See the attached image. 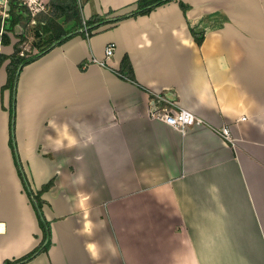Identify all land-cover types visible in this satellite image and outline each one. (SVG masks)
I'll return each instance as SVG.
<instances>
[{"label": "crops", "instance_id": "obj_1", "mask_svg": "<svg viewBox=\"0 0 264 264\" xmlns=\"http://www.w3.org/2000/svg\"><path fill=\"white\" fill-rule=\"evenodd\" d=\"M137 1L84 0L83 18H113ZM49 22L55 35L84 31ZM191 27L204 32L201 45ZM124 56L145 89L120 73ZM8 63L0 264L43 236L10 146ZM158 94L201 122L185 132L168 125ZM15 101L19 158L52 231L49 250L26 264H264V0H172L76 34L23 66Z\"/></svg>", "mask_w": 264, "mask_h": 264}, {"label": "trees", "instance_id": "obj_2", "mask_svg": "<svg viewBox=\"0 0 264 264\" xmlns=\"http://www.w3.org/2000/svg\"><path fill=\"white\" fill-rule=\"evenodd\" d=\"M172 0H138L137 1V8L131 12H127L121 15H117L113 18H106L103 16H99L97 14H94L89 18L88 20H84L83 18V3H81V0H50L49 4V12L47 14H43L39 17H37V28L35 30V35L37 37L40 36V26L45 23L48 24L46 27V36L44 38L43 43L41 44V49L38 51V53L35 54H29L28 56H24L20 54L21 49L19 48V44L16 43L14 45V51L11 54H4L0 53V65L6 60L9 59V63L7 65V82L4 85L5 89H10L12 92V101H11V109H10V146L13 151L15 164L18 170V174L21 178V181L23 183V187L25 191L27 192L28 196L30 197L39 218V225L42 229L43 236L42 241L39 246H37L35 249H33L31 252L25 254L24 256L20 258H16L14 260L7 259L4 264H26L32 259H34L37 255H39L42 252H47L51 246V238H52V231H51V224L49 221L46 220L45 216L42 212V205L43 200L41 199V192H38L37 194L34 193V191L31 188V185L29 183L28 177L24 171L23 165L19 158V153L16 145V139H15V97H16V87L18 82V77L21 72V69L23 66L31 63L32 61L39 58L41 55L48 52L50 49L57 45H61L71 37H73L76 34L82 33L85 38L91 37L93 35V31L110 24H116L117 22L131 18V17H138L139 15H147L151 13L154 9L157 7L169 2ZM84 2V1H83ZM10 9L8 10L9 16L6 18L4 23V32L0 36V45H10L11 43V37L8 34V32H16V26L21 24L23 19L26 18V8L25 6H22L19 3V0H10ZM182 9L184 12H186V6L184 4H181ZM60 20L62 23H68L70 21H74L75 23V30H78L80 28H83L84 26L88 29V35L83 32H62L58 35H55L54 31L50 26L49 21L51 20ZM2 28V16H0V31ZM191 31L195 37V40L199 45H201L204 41L205 34L204 32H198L193 27H191ZM19 35V34H18ZM19 37H21V41H24L26 39L24 33L21 34ZM131 69V64L129 61V58L127 56H124L121 60V68L120 73L123 75H127L133 82H136L139 87L142 89H145L142 85L138 83V81L135 78V75L133 73V70ZM153 100L155 104L159 103L158 96L152 95ZM53 181H50L49 183L45 184L42 188V190L48 189L52 185Z\"/></svg>", "mask_w": 264, "mask_h": 264}, {"label": "built area", "instance_id": "obj_3", "mask_svg": "<svg viewBox=\"0 0 264 264\" xmlns=\"http://www.w3.org/2000/svg\"><path fill=\"white\" fill-rule=\"evenodd\" d=\"M10 0H5V3L9 4ZM50 0H19V3L29 11L31 15V22L36 23L37 17L48 10ZM0 16H2V28L0 35L4 32V23L6 18L9 16L7 6L0 2ZM84 32L88 35V29L84 26ZM115 45L109 43L105 49L106 58H110L114 55ZM38 53V52H37ZM22 55L23 52H21ZM35 54V53H33ZM104 64L103 62H101ZM158 98L166 104V107L158 112L159 117L168 125L176 128L181 132H185L190 126L201 122V118L198 117L192 110L179 107L175 99L166 97L164 94H158ZM220 135L227 141L233 142V136L229 126H224L219 129Z\"/></svg>", "mask_w": 264, "mask_h": 264}, {"label": "rangeland", "instance_id": "obj_4", "mask_svg": "<svg viewBox=\"0 0 264 264\" xmlns=\"http://www.w3.org/2000/svg\"><path fill=\"white\" fill-rule=\"evenodd\" d=\"M83 1L84 0H81V3H83ZM49 4H50V2H49ZM48 12H49V7H48V10L46 12L42 13L41 15L47 14ZM26 18L27 19H23L22 22H21V24H19L20 27L18 29V33L17 32H15V33L12 32L13 37L10 36L11 39H12V41H13V43H14V44H12L13 45V51H14V45L16 43H18L19 44V48L21 49V52H23L24 56H28L29 54H33V53H37L41 49V44L43 43L44 38H45L46 33H47V31H46V24H42L39 27L40 28V32H41L40 33V36L37 37L35 35V30L37 28V22L35 24L31 22V15H30V13H29V11L27 9H26ZM74 27H75V25H74ZM72 29L73 28L70 27V31ZM23 33H24L26 39L24 41H21L20 40L21 37H19V36L21 34H23ZM8 34L10 35V32ZM1 45H3V44H1ZM21 52H20V54H21ZM0 53L2 54L3 51H1ZM15 168L17 169V167H15ZM17 174H18V170H17ZM21 183H22V181H21ZM22 185H23V183H22Z\"/></svg>", "mask_w": 264, "mask_h": 264}, {"label": "water", "instance_id": "obj_5", "mask_svg": "<svg viewBox=\"0 0 264 264\" xmlns=\"http://www.w3.org/2000/svg\"><path fill=\"white\" fill-rule=\"evenodd\" d=\"M0 2H1L2 4H5V5L7 6V9H8V10L10 9V5L6 4V3H5V0H0ZM19 27H20L19 25L16 26V32H17V33H18V29H19Z\"/></svg>", "mask_w": 264, "mask_h": 264}]
</instances>
